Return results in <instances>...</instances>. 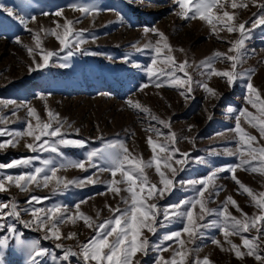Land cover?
Listing matches in <instances>:
<instances>
[{"label":"rangeland","instance_id":"1","mask_svg":"<svg viewBox=\"0 0 264 264\" xmlns=\"http://www.w3.org/2000/svg\"><path fill=\"white\" fill-rule=\"evenodd\" d=\"M222 3L224 7H217L214 10L216 14L222 15L223 11L234 13L233 23L238 25L247 21L246 28L258 16L264 14V9L259 7L264 0H255V3L253 0H236L238 5H247L236 9L231 8V0H222ZM74 5H91L99 11L85 16L75 10ZM0 6V116L7 121L0 124V128L26 130L25 122L29 119L35 124V119L27 115L28 107H31L37 110L43 121L49 119V111L58 114L59 119L66 122L62 131L67 134V138L87 142L84 148L61 146L60 151L64 154L61 158L50 152L33 153L26 147V143L33 142L32 138L24 137L15 148L0 149V163L7 164L13 160L38 156L40 159L34 162V167L42 166L44 159H54L55 166L59 167L64 160L85 161L88 152L105 149L108 143L116 142H123L132 157L147 163L154 155L147 138L151 136L158 143H163L165 137L174 132L177 137L175 147L180 153H189V156L182 172L179 171L180 166L175 164V160L181 158L180 155L173 157L171 163L178 174L172 194L166 195L164 199L148 200L149 203H156L161 210L167 205H175L182 200H192L196 197V188L181 185L179 181H196L208 176L214 169L238 163L237 156L226 154V150L235 151L238 147V134L232 130L235 127V117L242 108H248L250 112L257 114V110L247 104V80L240 79L234 86H230L226 78L208 75L213 70H231V62L215 58V53L235 54L229 49L231 42L239 38L238 32L229 33L221 24H217V31L213 32L211 25L204 20L183 19L177 15V0H0ZM7 9H11L15 16H9ZM56 11H62L63 16H55ZM33 17L35 20H32ZM20 18L28 22L27 27L20 23ZM65 18L74 21L75 30L84 31L86 43L80 47L97 55H83L77 52L72 57L65 58L66 53L60 51L59 57H54L49 66L32 71L31 68L37 62H42V50H60L58 40L48 33L50 30L62 33L63 29L57 28V24L63 25ZM146 29H157L165 35L172 48L170 54L176 63L187 61V75L181 72L176 75L184 79L191 76L193 91L187 94L189 98L181 94L187 85L185 88H178L161 77L164 83L157 87L156 78H149L146 67L151 65L155 53L145 48V45H155L160 38L154 32L145 31ZM36 33H39L40 47L36 45ZM17 40L20 43H17ZM29 48L33 49L31 53ZM137 48L142 51H136ZM243 52L245 55L237 70L251 73V82L264 98V25L253 28L250 38L245 41ZM168 54L165 49L157 60L158 74L171 71L164 61V56ZM65 64L67 66H63ZM204 83L215 91V96L205 91L201 86ZM144 84H148V87L141 90ZM129 100L149 109V113L134 109L128 104ZM19 105L27 107H17ZM152 116L169 121L170 129L163 128ZM241 125L264 145V139H261L258 129L252 128L243 117ZM150 126L159 128L163 135L157 136L156 133L148 131ZM7 139L8 136L0 137V142ZM214 152L217 154H213ZM164 155L166 153L161 154ZM201 159L205 162L201 163ZM162 170L171 178L170 170ZM30 171L32 168H12L0 170V174L17 175ZM144 171L150 183L162 187L154 164ZM57 176L68 180L92 177L94 180L98 179L99 183L86 184L83 187L71 185L58 192L51 190V184L48 189L32 185L28 192L10 186L8 192L0 193V202L15 200L19 208L23 209L29 207L26 201L32 195L50 197L42 204L34 206L47 209L59 204L75 213L74 206L86 201L80 204V211L92 217L97 224L112 217L109 206H119L121 209L127 207L120 198L128 196L125 191L122 190L120 196H114L108 190V182L112 179L109 171L99 172L90 167L87 171L66 167L60 168ZM236 176L254 193L264 192V174L240 168L237 169ZM120 178L118 174L116 179ZM215 185L221 190L218 195L213 194L209 199V208L219 210L226 198L232 196L243 213L249 216L258 214L251 198L239 189L229 172L219 173ZM120 187L123 189L125 186ZM208 196L209 194L205 193V199H208ZM181 210L186 211L187 208ZM229 211L237 218H243L236 207L229 205ZM198 213L199 205L194 210V214ZM31 219L30 214L21 212V221ZM213 219L218 217L208 216L198 223L207 224ZM161 220L162 215L158 218L155 235L144 231L151 247L147 256L137 254L136 259L140 264H154L159 255L170 258L173 249L179 247L173 241H164L162 237L166 233L181 230L186 226V221L173 219L171 224L161 228ZM0 223L6 226L4 230H0V239L8 237V246L0 249L4 257L3 264H32L26 246L33 241H39L41 248L48 249L59 257L62 252L55 248L56 243H63L74 251H79L78 244L86 243L95 235L82 219H77L75 224L69 221L60 226L64 235L76 233L74 239L61 241L45 240L44 232L26 228L22 222L11 217L0 220ZM164 223L167 224V221ZM9 225H15L18 236L8 230ZM201 232L203 235L197 238L194 244L185 245L198 249L189 257V264L194 256H199L201 260L207 257L212 264H261L255 256L245 255L243 260L237 258L234 251L229 250L230 245L225 241L220 229L208 227L201 229ZM255 235L253 229L250 233L232 235L229 239L241 246V251L246 253L247 249L242 246V236L251 238ZM181 238L189 240L187 233H182ZM214 239L220 240L221 245L213 243ZM157 244L172 247L168 251L158 253L154 250ZM260 255L264 256V238L260 244ZM37 264L56 262L52 261L51 256H44L37 258ZM71 264H83V261L80 257H72Z\"/></svg>","mask_w":264,"mask_h":264},{"label":"snow or ice","instance_id":"2","mask_svg":"<svg viewBox=\"0 0 264 264\" xmlns=\"http://www.w3.org/2000/svg\"><path fill=\"white\" fill-rule=\"evenodd\" d=\"M255 3V0H253ZM179 11L177 15L183 19H196L206 21L212 27V31H217V24L223 25L229 33L238 32L239 38L234 42H231L230 52L235 54L227 55L224 53H215V58H222L231 62V70L226 71H210L209 76H219L226 78L227 83L230 86H234L240 79H246L247 90V104L257 110V114H253L248 108H242L238 110L235 117V127L232 129L238 134L237 144L238 147L235 151L226 150V154L229 156H237L238 163L221 166L214 169L208 176L196 181H179L181 185L191 186L197 189V195L192 200H182L175 205H167L162 210L156 203H149V199H164L166 195H171L175 187V177L178 174L176 168L171 163L173 157L177 154L180 155V159L175 160V164L179 165V171L185 170V166L188 162L189 153H180V150L175 147L177 137L174 132H170L165 137L163 143H158L153 140L151 136L147 138V143L150 145L152 152L154 153L152 159L145 163L142 159L132 157L129 149L123 142L108 143L105 149H96L88 152L85 161H71L64 160L60 163L59 167L55 166L54 159H44L42 166L34 167V162L39 160L38 156L26 157L17 160H13L7 164L0 163V170L12 169V168H32V171L21 173L17 175L0 174V193L8 192L10 186H15L23 192H28L32 185L37 188L48 189L50 184L52 185V191L58 192L67 189L71 185L77 187L86 186V184L99 183V180H94L92 177L78 180H68L63 177L57 176V172L60 168L74 167L87 171L88 168L97 169L99 172L109 171L112 179L108 182L107 188L113 193L114 196H120L121 191H125L128 196H121V200L127 205V207L121 209L119 206L112 208L109 206V210L112 212V217L108 218L104 222L96 223L92 217L86 215L80 211V204L86 201H81L74 207L76 212L73 213L69 209L64 208L62 205L54 204L51 207L45 209L43 207H35L34 205L42 204L50 197H39L32 195L26 201L29 207L20 209L15 200L10 202H0V220H6L11 217L16 221H20L26 228H33L36 231L44 232L43 239L61 241L71 240L76 237L75 232L64 235L61 232L60 226L71 221L76 223L77 219H82L84 224L95 232L86 243L78 244L79 251H74L71 247L66 246L63 243H56L55 248L60 249L61 256H57L54 252H50L48 249L41 248L39 241H33L26 247L28 249V255L32 261V264H37V258L44 256H51L52 261L56 264H71L72 257H80L83 264H140L137 260V254L147 256L151 247L149 239L144 235V231L155 235L157 232V221L162 215L163 220L160 221L159 227L164 228L172 223L173 219H182L186 221V226L181 230L169 232L163 235L164 241H173L179 245L178 248L173 249V254L170 258H165L163 255H159L154 264H189V257L193 253L198 251L197 248L185 247L186 243H195V240L203 235L201 229L213 227L222 231L225 241L230 245V251H234L235 256L243 260L245 255L255 256V259L264 264V256L260 255V244L262 238H264V192L259 194L241 182L237 176V169L243 168V170H250L253 173L264 174V145L260 144L256 136L251 135L241 125V118L252 127L257 128L261 139H264V98H262L260 91L251 82V73L248 71H238V64L242 63L245 53L243 52L245 41L250 38L253 28L260 25H264V14L260 15L252 21L251 25L246 28L247 21L234 24V13L229 11H223L222 15H217L214 11L217 7L223 8L224 3L222 0H177ZM2 7V6H0ZM75 10L80 11L85 16L98 12L99 9L91 5H74ZM238 7H247L246 4H237L236 0H231V8L236 9ZM261 9H264V3L259 5ZM9 16H15V13L11 9H7ZM48 15V13H44ZM57 17H62V11H56L54 13ZM35 20V17L32 18ZM78 22V21H77ZM20 23L27 27V21L20 18ZM57 28H62V33L55 30H50L49 35L54 36L61 48L59 51H43L41 52L42 62H37L32 71H36L49 66L51 60L54 57H59L60 51L66 53L65 58H70L77 52H81L83 55H97V53L89 52L82 49L80 46L86 43L83 30L74 29V21L65 18L63 25L57 24ZM31 31V30H29ZM145 31H151L159 36V40L155 45L148 44L145 48L151 49L155 56L151 61V65L146 67L149 78H156L159 87L164 83L166 78L172 86L178 88H185L182 95L189 98L187 94L192 93V78L188 76L184 79L181 76H177V72L184 73L185 65L187 61L183 63H176L175 58L170 54L172 52L171 46L167 43V38L157 29H146ZM36 45L40 47L41 41L39 33L35 34ZM163 42V43H161ZM17 43H20L17 40ZM167 49L168 55L164 56V61L171 68V71L157 73L156 65L157 60L163 55L164 50ZM28 51L31 53L32 48ZM136 51H142L137 48ZM63 66H67L66 64ZM199 83V82H196ZM205 91L216 95L215 91L211 89L207 83L201 85ZM148 87V84L142 85V88ZM128 104L134 109L141 110L145 113H149V109L142 108V106L136 102L129 100ZM7 106L6 104L4 105ZM17 107H27L25 105H19ZM231 110V109H230ZM27 115L30 118L35 119V124L31 119L25 122L26 130L13 131L7 128H0V137L8 136L9 139L0 142V149L6 147L15 148L20 139L24 137H31V143H26V147L36 152H50L55 153L57 156L63 158V153L60 151L61 146L65 147H77L84 148L86 141L79 139H69L67 134L62 131L65 126V121H61L58 114L51 111L48 112L49 119L47 121L41 120L35 108L28 107ZM211 119V117H209ZM153 120H157L160 125L165 129H170V122L160 119L159 117L152 116ZM7 121L4 117L0 116V124H5ZM54 124L56 125L54 127ZM70 127V126H69ZM150 132L156 133L157 136L163 135L160 129L155 126H150L148 129ZM161 156V154H165ZM217 154V153H213ZM100 161V163H97ZM201 163L205 161L200 160ZM254 162H257L254 164ZM155 165V171L159 174L160 184L162 187H158L155 183H150L149 178L145 174V168ZM103 165V167L101 166ZM162 169H168L171 171V178ZM229 172L231 178L239 186V189L246 193L252 200L255 208L258 210V214L249 216L243 213L240 209L238 202L232 197L228 196L226 201L222 203L219 210L209 208L208 202L212 195H218L221 189L215 185V180L218 179L219 173ZM121 177L116 179L117 175ZM95 175V174H93ZM54 182V183H53ZM120 185L125 187L122 189ZM202 186V187H198ZM210 188L212 191H210ZM146 193V194H145ZM205 193H208V199H205ZM199 205V213L194 214V210ZM229 205L236 207L237 211H240L243 218H237L229 211ZM187 208L186 211L181 210ZM21 212L28 213L32 219L28 221H21ZM215 215L218 219H213L209 223H198V221H204L206 217ZM99 217V213H97ZM167 221V224L164 223ZM5 224L0 223V230L5 229ZM8 230L14 235L18 236L15 225L7 226ZM255 230L256 235L249 237L242 236V246L247 249V252L241 251V246L234 244L231 239L232 235H241L242 233H250ZM182 233H187L189 240L182 239ZM114 237V239H110ZM20 243H23L20 241ZM213 243L221 245L220 240H213ZM8 246V237L0 239V249ZM172 245L168 247H162L157 244L155 251L158 253L168 251ZM4 257L0 253V264H3ZM191 264H212L209 258L205 257L201 260L199 256H194L191 260Z\"/></svg>","mask_w":264,"mask_h":264}]
</instances>
